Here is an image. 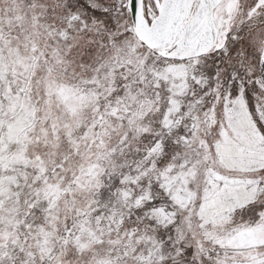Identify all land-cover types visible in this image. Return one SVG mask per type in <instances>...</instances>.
<instances>
[{
  "label": "snow or ice",
  "instance_id": "snow-or-ice-1",
  "mask_svg": "<svg viewBox=\"0 0 264 264\" xmlns=\"http://www.w3.org/2000/svg\"><path fill=\"white\" fill-rule=\"evenodd\" d=\"M0 264H264V0H0Z\"/></svg>",
  "mask_w": 264,
  "mask_h": 264
}]
</instances>
